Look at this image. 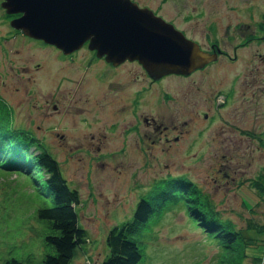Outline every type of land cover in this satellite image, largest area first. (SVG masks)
<instances>
[{
    "label": "rangeland",
    "instance_id": "374dc122",
    "mask_svg": "<svg viewBox=\"0 0 264 264\" xmlns=\"http://www.w3.org/2000/svg\"><path fill=\"white\" fill-rule=\"evenodd\" d=\"M133 1L174 21L190 40L204 48L209 47L210 40H218L232 57L237 49L239 59L222 60L185 80L170 74L164 86L169 89L173 101L168 106H162L169 108L154 106V110H168L171 118L191 125L197 115L195 111H198L200 120L196 127L187 125L184 141L182 139L178 148L171 150V160L155 162L157 166L154 169L141 166V157L137 156L133 146L127 154V158L131 159L102 163L101 170L93 177L95 184L96 181L98 183V187L92 189L94 193L85 188V178L79 165L66 161L64 164L63 150L53 137L56 127L53 105L56 103L68 113L63 128H71V131L68 130L70 136H83L84 127L80 120L85 117L82 112L85 105L82 100L79 101L75 107L81 109H78L76 117H72L68 107L71 97L67 92L73 84L65 77L74 80L83 77V67L91 59L89 42L76 51L72 64L59 60L57 50L45 48L38 42H25L22 38L5 43L0 49V98L13 111L12 128L29 131L45 143L50 154L61 164L71 188L76 189L79 182V222L87 230L89 240L70 264H102L109 253L106 244L108 233L114 227L131 221L139 201L144 198L154 203V212L142 236H136L143 248L140 264H220L226 261L227 257L220 256V241L212 239V233L205 231L207 223L199 226L197 218L190 214L194 205L186 200L195 199V186L211 197V204L220 213L221 219L232 222L243 236L254 241L241 264H264V40L261 43L254 40L241 46L243 32L238 31L237 26L246 28L248 24L254 25L253 18L242 12L246 2ZM259 3L264 5V0ZM2 9L0 7V15ZM255 16L258 20L259 14ZM259 20L264 24V16L262 19L260 16ZM211 22L217 26L214 31H211ZM7 29L8 26L0 18V36L6 34ZM4 52L10 53V57L6 58ZM131 67L139 71L135 65L125 66L120 75L126 76ZM56 82L60 85L57 93ZM85 86L94 91L96 89L94 82ZM230 86L234 94L230 107L223 112V119L218 123L209 119L205 121L200 108L203 98L211 92L217 93L221 102ZM80 91L78 98L91 93L86 88ZM92 93L87 116L93 122L98 121V128L101 126L104 129L106 124L111 123L112 115L93 112L98 95ZM228 113L232 117L229 126L223 124ZM73 123L76 126L74 130ZM133 136H129L132 141L135 139ZM107 139L112 153H123L117 132L107 136ZM76 142L72 141V145ZM163 164H169L170 168L164 169ZM168 172L180 179H160L157 187L152 183L138 186V189L130 188L136 182H151L153 177L163 178L162 175ZM227 173L230 179L225 176ZM137 174L140 177L138 181L133 178ZM45 178L47 175L34 178L24 172L10 173L0 169V264H8L12 259L22 264H43L50 250L45 244L48 222L38 218V210L52 204V197L47 196L43 188ZM216 180L218 183L214 184ZM180 182L186 187H182Z\"/></svg>",
    "mask_w": 264,
    "mask_h": 264
},
{
    "label": "flooded vegetation",
    "instance_id": "af4514ba",
    "mask_svg": "<svg viewBox=\"0 0 264 264\" xmlns=\"http://www.w3.org/2000/svg\"><path fill=\"white\" fill-rule=\"evenodd\" d=\"M245 2L246 3L242 12H245L250 18H253L251 20H253L254 25L252 26L248 24L246 28H240L237 26L238 31L241 30V32H243V43H241L242 47L248 45V43L254 40L258 43H261L264 40V24L261 22V20H259L260 16L261 19L264 16V14H262L264 13V5L259 3L262 2V0H245ZM1 3L2 0L0 2V7ZM154 14L158 17H161L167 23L173 25L189 39L186 32L180 29L174 21L168 20L160 13ZM255 14H259L258 20H256ZM20 16L21 15H8L5 10H1L0 18L1 21L8 26V31L6 34L0 36V43H2L0 44V49H3L5 43L22 38L25 42L29 41L33 44L38 42L45 48L57 50L59 52V60L64 62L67 61L72 64V60L74 59L73 57H75L76 52L66 55L60 49L47 45L42 41L32 39L26 36L24 32L12 28V20L17 19ZM211 23V31H214L217 26L214 22ZM196 43L199 44L202 51L210 54L216 53L218 58L190 75L175 74L176 77L185 80L188 77H192L195 73L206 71L210 66L218 64L222 60L237 61L239 59L237 55V49H235L234 57H232L224 50L223 47H221L218 40H210L208 43L209 47L207 48H204L203 45L198 42ZM90 53L91 59L87 62V66L83 67L85 71L83 77L81 76L78 80H74L68 76L65 77L68 78V82L73 84L72 87H70L69 92H67V95L71 97V102L68 107L72 112V117H76L75 114L78 112V109H81L75 107L79 101L82 100L83 106L85 105V108L82 109L85 117L82 116L80 120L84 127L83 136L75 138L73 135L70 136L68 134V130L71 131V128H63V122L65 119H67L68 113L63 108V106L61 107L56 103L53 105V119L55 121L54 124L56 125L55 131L53 132V137L58 142L60 149L63 150L65 157L64 164L66 161L70 164L76 163L79 165L82 177L85 178V188L88 189L87 191L93 192L94 190L92 191V189L98 187V183L96 181L95 184L93 177L96 176L99 170H101L102 163L113 161L121 162L123 160L127 161L131 159L127 158V154L132 148L130 146H133L137 150V156L140 155L141 157V160H139L142 164L141 166H150L152 169H154L157 166L154 164L155 162H164L166 160L169 161V159L171 160V150L177 149L182 139L184 141V134L186 133L185 130L187 125L191 124H188V122L181 123L178 121V118H171L170 111L168 112V110L167 112L157 110L159 106H161L159 107L161 109L169 108L162 106H168L169 103L173 101L169 89L164 86L165 80L171 75L156 77L151 75L138 61L126 60L125 62L116 65L113 62L108 61L106 57H97L96 52L90 51ZM4 54L6 58L10 57V53L4 52ZM129 64L137 66L139 71L131 67V69L128 70V74H126V76L120 75V70L125 68V66H130ZM92 82L96 83L95 91L85 86V84L90 86ZM59 86V83H57L56 93L60 90ZM85 88L89 90V92H93L92 94L98 95L95 97L96 99L93 104V112H103L104 114L109 113L112 115L111 123L106 124L104 129H102L101 126L98 128V121L93 122L89 116H87L88 112L90 111L91 93H85L84 95H81L80 98H78V94H81L80 90L83 89L84 91ZM155 88L157 91H155ZM227 90L225 91L227 94L223 95V100L221 102L219 101L217 93L212 94L211 92L208 96L203 98L200 108L203 112L202 117L205 119V121H208L209 119L212 121V123H218L220 119H223V112L228 110L230 107L232 103V95L234 94L231 86L229 90ZM154 106H157L156 110H154ZM75 109H77V111H75ZM195 113L197 115L194 116V125H191V127L194 128L200 120L198 111H195ZM230 117L231 115L228 113L226 115V123L223 124L229 126L231 124L229 121ZM100 120L102 121L103 119L101 118ZM72 127L73 130L76 129L74 123ZM189 131L190 129L187 130V133H189ZM103 132L105 135H103ZM114 132H117L121 138L119 146L123 153H112V151L109 150L107 136H110ZM132 134H134V141H132L131 137H129ZM105 139H107V142ZM258 140H261V138L258 137ZM72 141L77 142L72 145ZM251 143H253V140ZM158 150L160 152L156 154ZM214 154L218 155L216 152ZM64 164L62 163V165ZM162 167L166 170L170 168L169 164H163ZM169 172L165 174V176L162 175L163 178L158 177L157 179L153 177V182H136L134 183L133 188H130L138 189V186L144 187L155 182L158 183L160 179H177V177L174 178L172 176L173 174ZM225 176L230 179L229 173H227ZM138 177L139 176L137 174V176L133 178L134 180L138 181V179L140 180V177ZM145 183H147V185H144ZM213 183L217 184L218 181L216 180ZM78 185L79 182H77V191H79Z\"/></svg>",
    "mask_w": 264,
    "mask_h": 264
},
{
    "label": "water",
    "instance_id": "95a60500",
    "mask_svg": "<svg viewBox=\"0 0 264 264\" xmlns=\"http://www.w3.org/2000/svg\"><path fill=\"white\" fill-rule=\"evenodd\" d=\"M11 25L66 55L87 42L99 58L138 61L151 75H190L218 58L132 0H2Z\"/></svg>",
    "mask_w": 264,
    "mask_h": 264
},
{
    "label": "trees",
    "instance_id": "16d2710c",
    "mask_svg": "<svg viewBox=\"0 0 264 264\" xmlns=\"http://www.w3.org/2000/svg\"><path fill=\"white\" fill-rule=\"evenodd\" d=\"M12 112L10 106L0 98V169L10 173L26 172L34 178L47 175L43 188L47 196L52 197V204L38 210V218L48 222L45 244L50 250L43 264H70L89 240L87 230L79 222L80 193L69 186L59 162L50 154L42 140L29 131L12 128ZM158 184L155 182L154 186L157 187ZM182 186H185V183ZM195 188V199L186 200L194 205L190 208L191 216L197 218L199 226L201 223H207L204 230L212 233V239L220 241V256L227 257L222 264H241L248 256V250L254 245V241L243 236L232 222L221 219L220 213L216 211L213 203L211 204V197L196 186ZM152 205L151 200L143 199L138 203L131 221L110 230L106 239L109 253L102 264L141 263L143 248L136 236H142L143 229L147 228L153 217ZM199 217L202 220L206 218L207 221H201ZM8 264L22 263L12 259Z\"/></svg>",
    "mask_w": 264,
    "mask_h": 264
}]
</instances>
